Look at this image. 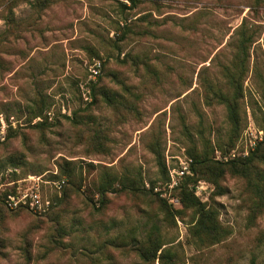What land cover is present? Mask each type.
<instances>
[{
    "label": "rangeland",
    "instance_id": "rangeland-1",
    "mask_svg": "<svg viewBox=\"0 0 264 264\" xmlns=\"http://www.w3.org/2000/svg\"><path fill=\"white\" fill-rule=\"evenodd\" d=\"M242 31L235 123L207 86L232 93ZM261 80L264 0H0V264H161L139 253L153 234L176 264H264L246 179L192 169L264 140ZM188 176L217 242L193 233Z\"/></svg>",
    "mask_w": 264,
    "mask_h": 264
},
{
    "label": "trees",
    "instance_id": "trees-1",
    "mask_svg": "<svg viewBox=\"0 0 264 264\" xmlns=\"http://www.w3.org/2000/svg\"><path fill=\"white\" fill-rule=\"evenodd\" d=\"M13 19L12 13H9L5 20L11 23ZM242 36L237 42V54L235 57V67L231 71L226 67L224 69V74L227 79L228 86L232 88V93L223 92L220 88L215 89L212 85H208L207 89L210 91L211 95L216 98L220 103H223L227 109L228 117L235 123L239 122L238 115V100L241 93V82L242 74L244 71V64L246 60V43L251 40V37L245 36V32L242 31ZM262 92H264V80H261ZM209 99V98H208ZM264 101V94H263ZM192 169L195 171V167L204 172H210L215 176H220L224 169L230 172L240 175L247 181V185L251 194L254 197L253 210H261L264 208V171L257 168L258 163H264V140L260 142L253 151H251L247 156L237 159H229L225 162H220L213 160L207 156H193ZM66 174L68 172H65ZM195 181L192 180V176H188L187 180L180 187V203L185 207L194 208L197 213V219L193 225L194 235L201 241L203 239L211 240L212 242H217L220 237L224 236L225 230L220 226L215 211L213 209L205 208L195 195V187L191 185ZM216 184V181H213ZM128 182H122L121 186H126ZM111 186V187H110ZM128 188H130L128 186ZM113 189L109 178L101 181L98 190L101 195V202L105 192ZM114 190V189H113ZM161 243L158 242V238L153 234L148 236V245L141 246L139 249L140 255L145 258L153 250V257L161 260V264H176L173 260V255L169 252L160 251L159 255L156 252L160 249Z\"/></svg>",
    "mask_w": 264,
    "mask_h": 264
},
{
    "label": "built area",
    "instance_id": "built-area-1",
    "mask_svg": "<svg viewBox=\"0 0 264 264\" xmlns=\"http://www.w3.org/2000/svg\"><path fill=\"white\" fill-rule=\"evenodd\" d=\"M94 66H96V68L92 67L91 70L92 72L96 73L97 69L99 68V63H95ZM33 201L36 204L40 205L39 197L37 195H33Z\"/></svg>",
    "mask_w": 264,
    "mask_h": 264
}]
</instances>
